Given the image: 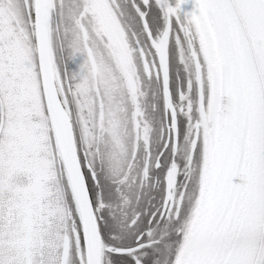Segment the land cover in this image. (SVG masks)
<instances>
[{
    "label": "snow or ice",
    "instance_id": "6c2138e0",
    "mask_svg": "<svg viewBox=\"0 0 264 264\" xmlns=\"http://www.w3.org/2000/svg\"><path fill=\"white\" fill-rule=\"evenodd\" d=\"M0 264H264V0H0Z\"/></svg>",
    "mask_w": 264,
    "mask_h": 264
}]
</instances>
